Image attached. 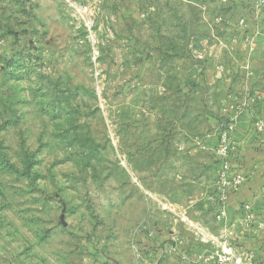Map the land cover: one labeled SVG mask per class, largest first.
I'll return each mask as SVG.
<instances>
[{
  "label": "rangeland",
  "instance_id": "1",
  "mask_svg": "<svg viewBox=\"0 0 264 264\" xmlns=\"http://www.w3.org/2000/svg\"><path fill=\"white\" fill-rule=\"evenodd\" d=\"M259 124L264 0H0V264L249 260L219 149Z\"/></svg>",
  "mask_w": 264,
  "mask_h": 264
},
{
  "label": "crops",
  "instance_id": "2",
  "mask_svg": "<svg viewBox=\"0 0 264 264\" xmlns=\"http://www.w3.org/2000/svg\"><path fill=\"white\" fill-rule=\"evenodd\" d=\"M233 139L240 145L231 143L235 150L229 162L241 184L229 188L224 201L231 241L248 254L249 260L264 264V155L251 148L255 137L246 131L235 133ZM245 204L251 206V212L244 210Z\"/></svg>",
  "mask_w": 264,
  "mask_h": 264
},
{
  "label": "built area",
  "instance_id": "3",
  "mask_svg": "<svg viewBox=\"0 0 264 264\" xmlns=\"http://www.w3.org/2000/svg\"><path fill=\"white\" fill-rule=\"evenodd\" d=\"M258 130L262 134V136H264V124H259ZM230 145H231V143L229 144V141L225 137L223 139V141L221 143V147L219 149L220 157L223 161V167L221 170V177H222V180L224 182V186L227 188V191H226L227 194L222 199V204L220 207L221 208L220 214H221L222 218H225V216L227 215V212L225 210L226 207H225L224 201L226 200V198L228 196V189L231 187H234V186L238 187L241 184V180L237 176L232 174V169L230 167L229 161H230V156L232 153L230 150L231 149ZM243 207H244V210L247 212L252 211L251 206L248 204H245ZM224 254L227 256V257H224L225 261H232L233 264H253L251 261L245 260L242 256H238L237 254L234 256L233 255L234 252L231 248L224 250Z\"/></svg>",
  "mask_w": 264,
  "mask_h": 264
}]
</instances>
